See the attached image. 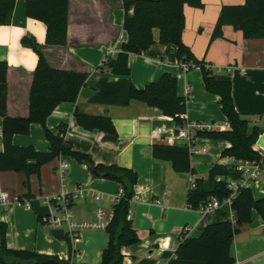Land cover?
I'll use <instances>...</instances> for the list:
<instances>
[{"label": "crops", "instance_id": "obj_1", "mask_svg": "<svg viewBox=\"0 0 264 264\" xmlns=\"http://www.w3.org/2000/svg\"><path fill=\"white\" fill-rule=\"evenodd\" d=\"M202 1L204 7L188 4L184 7L183 41L199 60L211 66L217 78L232 82L237 111L250 120L252 127L262 129L254 149L264 155V38H247L241 30L225 25L223 36L213 39L223 7L243 4L245 0ZM69 9L64 46L46 44L47 25L28 16L26 0H16L6 23L0 24V60L9 64V112L27 113L28 91L40 58L35 48L24 42L27 35L41 45L51 66L88 73L90 76L76 103H61L48 117L46 126L58 133L59 126L66 125V140L75 150L89 154L96 164H117L138 173L129 215L140 241L122 248L123 264H169L185 236L198 237L208 224L232 219L233 209L227 203L208 214L200 208H191L188 205L189 177L207 179L215 164L235 167L241 160L223 155L231 145L228 140L198 136L195 145L201 152L193 153L189 149L193 171L178 172L171 161L153 155V146L157 143L187 146L185 139H177L171 116L158 107L136 100L126 106L92 103L90 99L97 92L100 78L121 79V76L101 71L100 67L108 56L119 53L128 40L124 29L126 9L123 0H69ZM154 37L153 45L130 56L131 79L135 85L142 88L159 80L164 72H171L178 78V93L187 98L186 117L190 122H211L216 124L215 130H230L221 96L207 90L202 71L183 70L177 46L161 43L159 29L154 30ZM76 109L83 114L109 116L117 134L87 130L78 125ZM2 127L0 116V150L3 149ZM13 142L39 150H49L51 146L40 123H33L29 134H15ZM61 161L69 164L65 182L57 173ZM39 173L33 175L28 184L23 172L0 171V194L9 192L32 202L30 209L15 202L0 205V220L8 226V246L57 256L64 261L70 259L75 264L100 263L109 244L106 230L86 229L78 237L64 234L63 239L57 238L50 234L44 222L49 213L44 198L60 192L64 183L69 188L82 185L112 197L120 184L96 176L89 165L71 155H61L44 164ZM213 188L214 182L207 180L205 189ZM251 189L255 198L264 197V175ZM102 200H107L108 208L103 206ZM102 200L78 201L73 208L77 221L94 220L99 205L112 209L114 204L110 199ZM67 235L70 241L65 238ZM231 255L235 264H264V219L257 209H253L251 220L235 235Z\"/></svg>", "mask_w": 264, "mask_h": 264}, {"label": "trees", "instance_id": "obj_2", "mask_svg": "<svg viewBox=\"0 0 264 264\" xmlns=\"http://www.w3.org/2000/svg\"><path fill=\"white\" fill-rule=\"evenodd\" d=\"M15 2L16 0H0V24L6 23ZM123 3L126 9L124 29L128 33V40L124 42L119 53L108 56L100 67L101 71L121 76V79L111 81L108 77L100 78L96 84L97 92L90 101L120 106L129 105L134 100L141 101L160 108L165 115L173 118L174 124L182 125V115L187 112V98L178 93L176 76L171 72H164L159 80L142 88L136 86L131 79V54L141 53L153 45L156 42L154 30L159 29L160 42L175 44L180 62L200 64L207 90L221 96L223 112L231 129L199 130L197 135L228 140L231 145L223 151L224 156L260 161L262 156L254 149V145L262 129L258 126L252 127L250 120L243 118L237 111L233 101L232 82L217 78L211 66L199 60L190 46L183 41L186 28L184 7L186 4L204 7L203 1L123 0ZM26 8L28 16L47 25V45L67 44L69 0H26ZM130 9H133L132 13L129 12ZM225 25L241 30L247 38H264V0H245L243 4L224 6L213 39L223 36ZM24 40L35 48L40 57L30 83L25 114L14 115L9 112V64L6 60H0V116L3 119L0 171L23 172L30 184V178L39 175L44 164L61 155H71L89 165L96 176L118 182L124 188V194L113 206L114 217L106 228L109 244L98 264H123L122 248L140 241L132 220L128 219L138 173L132 168L117 164H96L89 154L75 150L72 143L66 140V125L61 124L58 133L46 126L48 117L61 103H76L90 75L51 66L41 50V45L32 36L27 35ZM75 117L76 123L87 130L117 134L115 124L109 116L83 114L76 109ZM33 123L44 126L45 135L51 144L49 150H39L32 145L23 146L13 142L15 134H29ZM153 155L157 159L171 161L178 172L193 171L191 153L187 146L157 143L153 146ZM238 177L240 173L234 166L215 164L207 179L196 178V188L188 193V205L198 209L213 196L220 200L226 199L231 195L228 178ZM207 180L214 182L211 191L205 189ZM232 209L235 220L227 218L210 223L198 237L185 236L176 250V257L169 264H235L236 260L231 255L234 237L251 220L253 209H257L264 219V197L257 199L251 188H241L233 200ZM7 229V223L0 220V264H34L50 258L61 260L57 256L10 248L7 244ZM65 238L70 241L68 235Z\"/></svg>", "mask_w": 264, "mask_h": 264}, {"label": "built area", "instance_id": "obj_3", "mask_svg": "<svg viewBox=\"0 0 264 264\" xmlns=\"http://www.w3.org/2000/svg\"><path fill=\"white\" fill-rule=\"evenodd\" d=\"M107 59V58H106ZM105 59V60H106ZM181 67L185 71L192 69L201 70V65L194 62H180ZM182 125H176L177 139H185L187 141V147L193 153L201 152V149L196 148L195 140L198 137L197 132L199 130H213L216 128V124L211 122L192 123L186 117V114L182 115ZM65 135V134H64ZM260 161L258 160H241L236 166V170L240 173L238 178H228V187L231 190V195L224 200H220L217 197H211L200 209L208 214L215 210L220 209L223 204L227 203L232 206L234 198L238 195L241 188H252L253 184L258 181L264 175V155ZM69 164L65 161H61L57 167V173L62 177L65 182L66 173ZM221 180V178H218ZM196 188V178L194 175L189 177V190ZM124 194V188L120 187L118 192L112 197H106L103 193L96 190L88 189L82 185H77L74 188H69L66 183L60 192L52 195L45 196L44 202L49 206V213L44 217V222L52 229H63L64 234L70 235V237H78V235L86 229L93 230H106L107 226L114 217V208L106 210L101 205L95 209L94 220L77 221L74 212L75 204L80 200H92L100 201L104 198L110 199L113 204L120 201ZM15 202L26 208H32V202L28 198H24L18 195H11L9 192H2L0 194V205ZM114 206V205H113ZM128 219H131L128 214ZM232 220H235V212L232 213ZM185 230H188L187 228Z\"/></svg>", "mask_w": 264, "mask_h": 264}, {"label": "water", "instance_id": "obj_4", "mask_svg": "<svg viewBox=\"0 0 264 264\" xmlns=\"http://www.w3.org/2000/svg\"><path fill=\"white\" fill-rule=\"evenodd\" d=\"M51 233L56 236L57 238L63 239L64 237V230L63 229H52ZM34 264H71L70 260L69 261H64V260H57L50 258L48 260L42 261V262H34Z\"/></svg>", "mask_w": 264, "mask_h": 264}, {"label": "rangeland", "instance_id": "obj_5", "mask_svg": "<svg viewBox=\"0 0 264 264\" xmlns=\"http://www.w3.org/2000/svg\"><path fill=\"white\" fill-rule=\"evenodd\" d=\"M99 203H101V202H99ZM102 203H103V206L105 207V208H108V205H109V203L107 202V200L106 201H103L102 200ZM52 230V228H50L49 226H48V231L50 232ZM99 231V230H98ZM50 234H52L51 232H50ZM69 245V244H68Z\"/></svg>", "mask_w": 264, "mask_h": 264}]
</instances>
